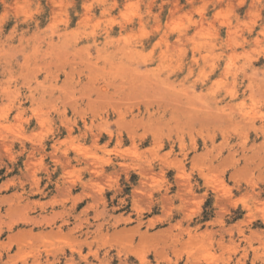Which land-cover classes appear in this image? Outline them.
Returning a JSON list of instances; mask_svg holds the SVG:
<instances>
[{
    "label": "rangeland",
    "instance_id": "1",
    "mask_svg": "<svg viewBox=\"0 0 264 264\" xmlns=\"http://www.w3.org/2000/svg\"><path fill=\"white\" fill-rule=\"evenodd\" d=\"M0 264H264V0H0Z\"/></svg>",
    "mask_w": 264,
    "mask_h": 264
},
{
    "label": "bare ground",
    "instance_id": "2",
    "mask_svg": "<svg viewBox=\"0 0 264 264\" xmlns=\"http://www.w3.org/2000/svg\"><path fill=\"white\" fill-rule=\"evenodd\" d=\"M179 35H180V34H179ZM184 35H185V34H182V33H181V35L179 36V38L181 39ZM40 144H41V143H40Z\"/></svg>",
    "mask_w": 264,
    "mask_h": 264
}]
</instances>
